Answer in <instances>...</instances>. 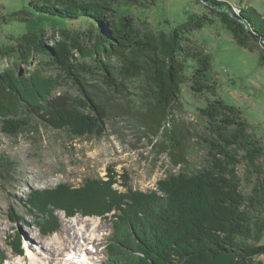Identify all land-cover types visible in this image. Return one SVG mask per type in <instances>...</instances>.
I'll list each match as a JSON object with an SVG mask.
<instances>
[{"label": "trees", "instance_id": "16d2710c", "mask_svg": "<svg viewBox=\"0 0 264 264\" xmlns=\"http://www.w3.org/2000/svg\"><path fill=\"white\" fill-rule=\"evenodd\" d=\"M205 1L236 43L250 52L259 51L264 64L262 15L253 8L237 9L250 25L248 32L244 24L219 11L234 12L236 8L219 0ZM148 4L149 0H32L30 14L50 22L52 35L47 36L42 29L18 37L16 48L10 43L0 48L7 62L10 57L17 59L11 68L0 72L1 131L17 137L31 131L33 122H38L67 132L74 139H101L109 108L121 107L129 112L131 107L127 109L125 103L116 104V101L129 102L130 83L143 80L148 101L139 112L140 123L147 135L163 139L162 149L174 154L172 160L176 166H185L190 132L178 125L169 129L167 124L174 119V110L181 103L182 87L188 84V72L193 68L191 90L197 94L210 93L213 97L200 109L206 119L207 162L197 170H183L160 180L158 189L166 197H149L154 209L144 206L147 202H141L135 195L124 196L112 190L102 206L90 207L82 201L90 194H105L113 184L119 183L116 175L108 182L86 181L79 190L60 184L51 192L32 191L26 209L45 216L60 210L67 218L77 214L104 216L116 211L111 218L113 231L107 241L105 264H264L258 260L264 257V245L260 244L264 235L261 140L250 133V125L239 107L217 97L210 76L211 57L193 47L188 37L211 23L212 16L194 14L187 23L169 33H154L140 29L130 13L132 7H148ZM20 14L14 16L20 21L29 20L23 11ZM251 16L259 21L258 26ZM77 23L83 27L74 28ZM50 41L54 43L49 45ZM34 59L40 61L38 69L21 73V63L29 66ZM190 61L196 66L192 67ZM47 69L59 74L44 76ZM65 83H70L78 94L57 92ZM240 165L248 174L261 179L254 183L248 195L242 192ZM16 167L14 160L5 154L0 156V178L12 177ZM65 193L73 194L74 201L62 202L67 199ZM126 220L135 222L130 233L122 234L121 224ZM60 226L51 217L41 232L48 236ZM130 238L132 244L128 245ZM124 239L129 252L124 250V258L117 259L122 253L118 246ZM9 247L15 254H23L12 242ZM6 260V256L0 255V264Z\"/></svg>", "mask_w": 264, "mask_h": 264}, {"label": "rangeland", "instance_id": "374dc122", "mask_svg": "<svg viewBox=\"0 0 264 264\" xmlns=\"http://www.w3.org/2000/svg\"><path fill=\"white\" fill-rule=\"evenodd\" d=\"M31 1L0 0V48L9 43L16 48V39L26 33L44 29L47 36L52 35L53 26L49 24L50 22L47 23L42 16L30 14ZM219 1L226 2L236 9L253 8L264 18V0ZM22 11L29 15V20L20 21L14 16V14L20 16ZM130 13L140 29L152 30L154 33H169L187 23L194 14L212 16L211 23L188 36L191 45L210 55L212 63L210 76L215 83L217 97L241 109L250 125V133L261 140L264 150V64L260 59L261 53L250 52L240 47L231 32L224 28L220 19L212 15L210 8L201 0H149L148 7H132ZM253 19L258 26L259 21L256 17ZM80 27L83 25L78 23L74 26ZM53 43L54 41H50L48 44ZM16 56L21 59L19 53H16ZM4 59L0 54V72L11 68L12 64L17 62L16 57H10V62ZM32 62L29 66L21 63L20 72L28 74L27 72L38 69L40 61L34 59ZM189 64L192 67L196 66L193 61ZM192 71L193 68H190L188 84L182 87L181 103L174 110V119L169 120L167 124L169 129L173 130L178 125L183 126V131L190 132L187 135L191 139L188 141L185 166H176L172 160L174 154L171 155L162 149L163 139L147 135L140 123L139 112L144 110L145 102L148 101L143 91L145 87L143 80H134L130 83L129 102L122 99L116 101V104L125 103L127 109L131 107L129 112L121 107L109 108L105 135L101 139H74L67 132L56 131L38 122H33L31 131L12 137L4 134L0 126V156L5 154L17 163L12 177L0 178V255L7 258L4 264L17 257H24L29 263L28 249L40 256L43 255L40 244H47L51 240L55 243V238L67 240L71 235L65 225L75 218L79 220L93 218L97 221L96 232L100 237L92 242L93 253L89 257L91 264L107 262L106 246L113 231L111 218L116 211L104 216L77 214L67 218L63 211L56 210L52 215L45 216L47 214L26 209L32 191L51 192L60 184H68L72 189L79 190L86 181L101 179L108 182L116 175L115 180L119 183L113 184L105 194H90L85 196L87 200L82 201L87 202L90 207L102 206L105 200L110 198L111 193L117 192L124 196L135 195L141 202H147L144 206L150 205V209H154L155 204L149 197L153 195L161 199L166 197L158 189L160 180L170 174H177L183 170L191 172L204 166L208 159L204 143L206 119L201 115L200 109L213 97L210 93L197 94L191 90ZM58 74L59 71L47 69L44 76ZM57 92H67L73 96L78 94L70 83H65ZM260 164L264 168V157ZM238 171L242 179V192L246 195L251 194L254 183L261 179L248 174L243 165L238 166ZM65 197L67 199L62 202L74 201L75 196L65 193ZM49 208V211H52L53 206ZM51 217L60 222L61 226L56 233L44 236L41 232L42 226L49 222ZM133 223L126 220L124 225L121 224V233H130ZM9 242L19 247L23 254L15 255L9 247ZM131 244L132 240L128 245ZM260 244L264 245V235ZM118 247L122 253L118 254L117 259H123L124 250L126 253L129 252L125 239ZM81 258L83 256L77 257L78 260ZM258 260L264 263V257Z\"/></svg>", "mask_w": 264, "mask_h": 264}, {"label": "bare ground", "instance_id": "6f19581e", "mask_svg": "<svg viewBox=\"0 0 264 264\" xmlns=\"http://www.w3.org/2000/svg\"><path fill=\"white\" fill-rule=\"evenodd\" d=\"M96 223L93 218L72 219L65 225L71 235L67 240L55 238V243L51 240L47 244H40L43 253L40 256L28 249L29 263L24 257H17L8 264H91V245L100 237L96 232ZM78 256L83 258L78 260Z\"/></svg>", "mask_w": 264, "mask_h": 264}, {"label": "water", "instance_id": "95a60500", "mask_svg": "<svg viewBox=\"0 0 264 264\" xmlns=\"http://www.w3.org/2000/svg\"><path fill=\"white\" fill-rule=\"evenodd\" d=\"M203 3H205L208 6V3L205 0H201ZM219 11H225L228 14H230L232 16V18L238 20L239 22H241L242 24H244L246 26L247 31H250V25L241 18V16H239V10L235 9L234 12L230 9H221ZM216 16V15H215ZM262 47V46H261Z\"/></svg>", "mask_w": 264, "mask_h": 264}]
</instances>
